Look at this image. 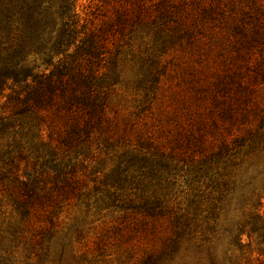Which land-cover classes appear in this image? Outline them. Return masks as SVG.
<instances>
[{
    "label": "trees",
    "instance_id": "trees-1",
    "mask_svg": "<svg viewBox=\"0 0 264 264\" xmlns=\"http://www.w3.org/2000/svg\"><path fill=\"white\" fill-rule=\"evenodd\" d=\"M237 8L242 9L237 0H0V194L10 195L21 217L12 234L17 245L23 243L38 255L48 243L45 238L56 229V212L86 182L83 169L91 145L107 147L131 138L127 129L131 130L136 113L122 115L110 97L120 82L123 49L133 36L143 29L153 32L158 55L163 56L181 48L182 42L190 43L189 47L199 42L213 25H226L227 32L236 33L239 18L232 13ZM159 56L148 54L142 60L151 62L139 82H150L154 90L160 80ZM208 71L204 66L193 76L203 78L201 91L185 101L187 123L172 135L173 143L184 147L178 153L182 156L167 162L154 154L125 153L127 170L121 162L117 175L124 176L130 168L142 171L145 163L176 169L182 162L188 167L183 178L189 186L207 175L199 171L203 162L226 155L232 144L243 146L248 136L235 137V125L241 120L236 117V95L230 92L231 87L237 90V77L227 73L211 84L205 79ZM136 138L144 147L158 142L148 135ZM168 193L170 203L155 200L153 212L158 210L165 241L160 251L147 256L148 264L172 261L188 227L175 189ZM261 208L256 203L248 221L234 233L233 251H239L240 257L230 264H264ZM20 228L25 234H20ZM216 228L213 222L210 229ZM4 241L0 237V244ZM253 245L256 248L251 249ZM217 246L209 248V264H220ZM2 252L8 257L11 252L0 250V264H6L9 258Z\"/></svg>",
    "mask_w": 264,
    "mask_h": 264
},
{
    "label": "rangeland",
    "instance_id": "rangeland-1",
    "mask_svg": "<svg viewBox=\"0 0 264 264\" xmlns=\"http://www.w3.org/2000/svg\"><path fill=\"white\" fill-rule=\"evenodd\" d=\"M237 2L242 9L232 13L239 18L240 30L236 33L227 32L226 25H213L212 36L209 31L190 47V43L182 42L181 48L177 46L163 56L158 55L153 32L143 29L133 36L123 49L120 82L110 97L122 115L136 113L131 130L127 129L131 138L107 147L96 142L91 145L83 169L86 182L56 212L55 232L45 238L48 243L44 242L38 255L13 239V230H17L13 228L21 217L10 195L1 192L0 237L5 241L0 250L11 252L9 257L1 253L9 258L6 264H148L147 256L160 251L165 241L162 221L156 216L158 210L153 212L155 200L170 203L168 190L172 187L188 227L176 256L163 264H209L208 251L214 245H218L215 252L220 264H230L240 257L239 251H233L234 233L248 221L256 203L262 204L264 213V0ZM78 10L82 14L83 9ZM148 54L160 57L156 90L148 81L143 80V85L139 82L151 62L142 61ZM31 60H36V65L41 62L36 57ZM204 66L209 69L205 79L211 84L224 79L227 73L237 77V90L231 87L230 92L236 95V117L241 120L235 125V137L248 136L243 146L232 144L226 155L203 162L199 171H207V175L189 186L183 178L188 167L182 162L176 169L149 167L145 163L142 171L130 168L124 176L117 175L115 170L126 159L125 153L154 154L167 162L182 156L178 153L184 147L173 143L172 135L181 132L187 123L185 101L194 91H201L198 86L203 78L193 76L196 71L201 73ZM138 134L158 142L144 147L138 144ZM216 147L217 143L213 150ZM120 166L127 170L125 163ZM222 181L225 184L219 185ZM213 222L217 224L215 232L210 229ZM19 231L25 234V229ZM246 238H242L243 243ZM254 248L255 245L251 249Z\"/></svg>",
    "mask_w": 264,
    "mask_h": 264
}]
</instances>
